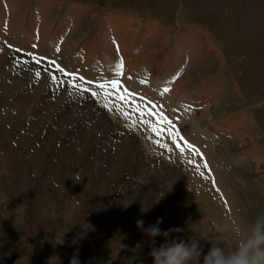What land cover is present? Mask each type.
Masks as SVG:
<instances>
[{
    "label": "rangeland",
    "instance_id": "rangeland-1",
    "mask_svg": "<svg viewBox=\"0 0 264 264\" xmlns=\"http://www.w3.org/2000/svg\"><path fill=\"white\" fill-rule=\"evenodd\" d=\"M120 16L128 19L125 30L162 31L147 47L154 48L149 55L156 49L165 55L163 64L170 44L187 40L189 60L174 65V77L185 75L177 95L190 90L207 101V109L184 108L186 116L197 115L184 138L198 154L173 136L176 143L166 146L164 127L156 133L145 123L152 108L135 107L141 117L118 99L122 81L107 98L96 87L108 79L93 74L98 48L107 50L104 33L92 53L79 42L91 46L95 29L110 30ZM0 18V264H69L74 254L79 264H152V238L137 228L138 219L146 228L162 218V230H182L172 238L197 241L206 253V239H220L226 249L237 243L231 231H220L224 225L244 231L264 215V0H0ZM30 21L40 25L32 36L36 48L11 45L22 38L10 33H31ZM63 21L71 24L61 29L62 40L51 52L45 43L43 53L38 43H51ZM116 35L122 51L127 39ZM51 61L77 74L64 75ZM161 64L151 72L141 67L155 78ZM167 71L173 80V69ZM152 84L142 88L151 97ZM171 103L159 108L174 115ZM178 118L172 121L186 128ZM154 239L155 246L164 240Z\"/></svg>",
    "mask_w": 264,
    "mask_h": 264
},
{
    "label": "crops",
    "instance_id": "crops-1",
    "mask_svg": "<svg viewBox=\"0 0 264 264\" xmlns=\"http://www.w3.org/2000/svg\"><path fill=\"white\" fill-rule=\"evenodd\" d=\"M87 16L88 15H86V17ZM115 17H113L114 18L113 19L114 22H112L110 24L107 23V24L111 25L110 27H111L112 30L111 29L108 30V27L106 28L105 25H102V27L105 26L104 30H102V31H99L100 28L97 29V30L95 29V32L93 34L94 35L93 38L95 39V40L94 39L93 40L95 42H91V46L90 45H86V42H83L81 40L79 42L81 44V46H80L81 50L83 52H85V53H87L88 49H90L88 53H90V52L92 53L93 50L97 51V48L95 49V47L99 46V44H100L99 40L101 39V34H103L104 32H105L104 34H106L105 35L106 38H108V35H109L115 41L118 42V46L114 45V52H115V55L117 57L116 58L114 56L115 57L114 58L115 59L114 63H110L111 59L106 54V52L104 51L103 47L98 48L97 52L99 53L98 59L100 60V62L97 63L98 66L95 64V66H94V70L95 71H94L93 74L98 75V76H103L104 78L107 77L108 78L107 80H111V79L116 78V79H119L120 82L122 81L124 86H126L127 91H129V93H134L135 94L134 97H129L128 99L125 100L127 102V104L132 105V107L130 106L128 108L131 109L133 112L137 111L135 113L139 114V116H141L143 114V112H141L139 110H136L135 109V105H138L139 106L138 108H152V109H153V105H155L156 106L155 111L156 112H160L162 110L160 108L163 105V103L165 102V100L169 99V98L172 99V103L171 104H172L173 108L175 109L176 113L174 115H170V114H168V113H166L165 111L162 110L163 115L166 116L168 118V120L171 121L175 125L176 128H179V127L172 121L173 117H174V119L175 118L179 119L178 117H180L181 118L180 122H183L185 124V127L187 125L188 127H190L192 129L194 127L193 126V124H194L193 121L196 120L197 115H187L186 116L184 114V108H186V107L190 108V107H196V106H201V108H203L202 106H204V109H205L207 101H206V99H204V101H203L202 95L196 96V95H198V93L197 92H191L190 90H189L188 94L186 93L185 95H177L178 94V90H180V87L184 83H186V81H184V83H183V80L182 81L180 80L185 75L184 76L181 75L180 78L176 77L175 80H172L171 79L172 77H170V75H169L170 74L169 71H167L168 69L169 70L173 69V74L174 75H172V76L174 77L175 76V72H176V67H174V65L178 66V64H179V66H180V65H183L184 63L188 62V60H189V58H188L189 57V51L188 50L189 49H188V46H187L188 45L187 40L182 38V42H180L179 45H177L176 42H172L170 44L171 48L168 47L167 52H166V55H167L168 59H166V63L163 64V62L165 61L164 60L165 55L163 53L161 54V52L156 53L157 49H156L155 53H152L151 55H149V52L152 51L154 48L153 49H149V47H147L150 44L149 41L154 39V35H160L162 33V31L159 28H153L151 31L148 32V31H145V28L146 27L148 28V26H146L144 28L142 27L144 30H141V31H138V32H136V31H128V30H125V27H124L125 22L128 20L127 17L126 16L125 17H121L120 16L119 18H115ZM108 19H109V21H111L110 18H107L106 20H108ZM131 20L132 19H130L129 22H131ZM129 22H127V24H129ZM133 22H138V21L136 19H133L132 23ZM69 24H71V22H69V21H67L65 23L63 21L62 23H60V25L58 26V29L60 31H58V33L53 36V39L51 41L52 44L49 41L46 42L45 38L43 39V41H40L38 44L43 46L45 43H47L48 49L51 52L50 46H53L54 44H56L54 42H56L59 37H60V39L63 37V31L61 29L65 30V27L69 26ZM28 25H29L31 33L26 32V31H22V30H19L17 33H10L11 35L12 34L13 35H18V36H20L22 38V39H20V42H22L21 44L12 43L11 45H15L16 47L18 46L19 48L20 47H25V48H28V49L33 47L32 44H34V42L32 41V36L34 34H36V32H38V29L40 30V28H39L40 25L37 24L36 21H30ZM1 27L2 26H1V18H0V29H1ZM49 29H50L49 27L46 28V29L44 28V32H45L46 37L50 33ZM116 34H118V36L120 35L119 37H123V38L127 39L128 43L126 42L127 43L126 47H124L122 51L120 50V38L116 37L117 36ZM25 41H27L26 44L24 43ZM163 41H164L163 42V45H164L165 40H163ZM100 46H101V44H100ZM54 47L56 48L55 45H54ZM86 47H87V50H86ZM39 48L35 49L34 51L40 52ZM142 49H144V50L141 52ZM99 51H101L102 53L99 52ZM47 52H48V50H47ZM43 53L48 54V53H46V51L44 49V46H43ZM149 57H152L151 61H154V63H152V65L148 64L147 61H146ZM182 57L186 58L187 61H186V59H184ZM119 60L123 61L122 70H123L124 67H125V70H133L132 73H134V74L132 75V73H131V75H132L131 79H132L133 82H132V85H130V86L125 82V80L123 78V75L125 74L124 73L125 70L122 71V76L121 77H117L116 76L115 65H116V63ZM170 60L173 61V65L172 64L169 65ZM159 61H161V63L163 65L161 64L160 68L157 70V74H158L159 70L161 69V67L164 70H161L159 75L156 74L155 78H154V75L147 76L146 75V71L147 70L143 69L141 67V64H144V67L150 69L149 72H151L152 69L155 67V65ZM55 64H57V63H55ZM134 67H136V70H135L136 72L134 71ZM163 72H164V74H163ZM75 74H77V73H75ZM78 76L81 77L79 74H78ZM168 76H169V79H168ZM73 77H75V76H73ZM165 78H167V79H165ZM152 83H154L155 85L152 84ZM213 83L211 82L210 85L213 84ZM145 84H146V86L149 85V84L153 85L152 88L154 90L151 93L152 97L147 95L142 90V88L145 86ZM199 86L200 85L197 84V85L194 86V88L195 87H199ZM165 87H168L170 90L168 92H164L163 89ZM160 90H162V91H160ZM120 94H123V93H120ZM173 97H177L176 99H178V100H176V99L173 100ZM158 99H160V103L157 102ZM174 101H176V102L174 103ZM203 102H205V103H203ZM159 106H160V108H159ZM201 108L198 109V111H200L199 114L201 113V115H203V109H201ZM147 113H146V117H151V120L149 118H146V119L148 121H152V124H159V125H162L164 128L166 127L165 122L164 121H160L158 116H155V115L154 116H149ZM187 118L189 119V123L185 122V119H187ZM134 122H135V119L132 121L131 125L134 126ZM188 127L184 128V129H183V127H181V128H179V130L181 131L183 139L185 141L189 142L192 145V143L189 141L188 137L185 136L186 139L184 138V135H185L184 131H186V129ZM191 132H192V130H191ZM146 134L147 133H144V136H143L144 140H142V139L141 140L144 142V148L146 149L145 151L148 152V150H150V147H149V144H148L149 142H147L145 140L147 138ZM140 136H138V137L141 138ZM204 136H206V134H204ZM170 138H171L170 136L164 137V140L168 139L167 140V145H166L168 147L171 146V144H174V143H172L170 141ZM211 140L212 139H210V140L205 139L206 144H203L204 147L210 145ZM156 142L157 141H153V143H156ZM164 142H166V141H164ZM168 142H170V144ZM201 142L205 143L204 139ZM163 145H164V143L162 145H158V146L162 147ZM193 145L196 147L195 144H193ZM153 146L157 148V146H155V145H153ZM196 148H199V147H196ZM199 184L201 185V183H199ZM201 186H200L199 189H201Z\"/></svg>",
    "mask_w": 264,
    "mask_h": 264
},
{
    "label": "clouds",
    "instance_id": "clouds-1",
    "mask_svg": "<svg viewBox=\"0 0 264 264\" xmlns=\"http://www.w3.org/2000/svg\"><path fill=\"white\" fill-rule=\"evenodd\" d=\"M146 211L147 208L142 210ZM162 222V218H157L154 224L145 228L142 219L136 221L137 228L152 238L153 247L148 253L152 258V264H264V215L258 216L244 231L230 224L224 225L220 231H231L237 237V243L231 249H226L222 240L206 239L210 244L206 253L197 241L190 243L172 238L171 233L182 230L180 228L162 230L159 227ZM91 227L86 225L85 230ZM157 236L164 238L159 246H155L154 238ZM77 237L83 238V233H78ZM69 264H79L78 254L72 256Z\"/></svg>",
    "mask_w": 264,
    "mask_h": 264
},
{
    "label": "snow or ice",
    "instance_id": "snow-or-ice-1",
    "mask_svg": "<svg viewBox=\"0 0 264 264\" xmlns=\"http://www.w3.org/2000/svg\"><path fill=\"white\" fill-rule=\"evenodd\" d=\"M9 47H11V46H9ZM33 47H35V45H33ZM17 51H20V50L17 49ZM57 51H59V49H57ZM29 55H32L33 58L36 59V60L44 59V58H42V57H36V56H35L34 54H32V53H29ZM50 63L54 64L55 67H56V69H57L59 72H61L62 74H64V75H75V74H69V73H67V72H66L63 68H61L58 64H55V61H51ZM122 66H123V61H122V60H119V61L116 63V65H115L116 76H117V77H119V76L122 74V72H121ZM39 75H40V73H39V71H37V72H36V76L39 77ZM177 75H179V73H178ZM52 78L55 79V77H52ZM79 79H80V81H81L82 83H88V84L93 83V82H91V81H84V78H83V77H80ZM175 79H176V77H173V80H175ZM142 82H143V81H142ZM69 87L77 88L78 91H80V90H82V91H84V92L89 91L88 88H83L82 86H78V85H76V84H70ZM96 87H97L98 89H100L101 93L107 98L110 90H113V91H114V90H119V89L122 88V85H121L119 79L114 78V79H111V80H104L103 82L98 83V84L96 85ZM169 90H170V89H169L168 87H165V88L163 89L164 92H168ZM97 94H98L97 92H92V95H93V96H96ZM116 94H117L118 99H119L120 101H124V100L128 99L129 97H134V96H135L134 93H129V92L127 91V89H123V94H120L118 91L116 92ZM105 107H107V105H105ZM135 107H139V106H138V105H135ZM155 108H156V106L153 105V111H149L147 114H148L149 116H154V115H155V116H158L160 121H164L165 124H166V127L164 128V130H165L166 132H168V134H169L170 137L175 136V137H178L179 139H183V137H182V135H181V133H180V130H179L178 128H176L175 125H174L171 121H169L168 118H167L166 116L163 115L162 110H161L160 112H156V111H155ZM118 111H119V109H118ZM121 114L124 115L123 112H121ZM142 115H143V114H142ZM145 123L148 124V127H149L153 132H156V133H159V132H160V129H159V128L153 126L152 121H145ZM173 142L176 143V140H173ZM157 143H159V142L157 141ZM185 145H186V147H187L188 149H191V150H192L193 154H198L197 151H196V149H195V146H192V145H191L189 142H187V141H185ZM179 150L181 151V153H183V152L185 151V148H180ZM192 163L195 164V161H192ZM204 167L207 168V164H206V163L204 164Z\"/></svg>",
    "mask_w": 264,
    "mask_h": 264
},
{
    "label": "bare ground",
    "instance_id": "bare-ground-1",
    "mask_svg": "<svg viewBox=\"0 0 264 264\" xmlns=\"http://www.w3.org/2000/svg\"><path fill=\"white\" fill-rule=\"evenodd\" d=\"M32 24V23H31ZM105 33V32H104ZM102 35V34H101ZM109 36V35H108ZM110 39H112L111 38V36L110 37H108V38H106L105 39V37H104V35H103V39L101 40L102 41V43L103 44H105L106 45V54L110 57V59H111V61L112 62H110V63H114V58L116 57V55H115V52H114V45L112 46V44H111V46H110V44H109V40ZM101 43V44H102ZM112 43V42H111ZM102 44V45H103ZM114 44V43H113ZM115 45H117L118 46V42L115 44ZM105 49V48H104ZM124 54V53H123ZM115 56V57H114ZM117 58V57H116ZM105 64V63H104ZM160 125H158V128H160L159 127ZM164 134V133H163ZM154 135H156V133L154 134ZM162 135V134H161ZM174 138H176V139H179L178 137H175V136H173ZM153 139H155V137L153 138ZM176 147V146H175ZM176 149L178 150V148L176 147ZM199 156V155H198Z\"/></svg>",
    "mask_w": 264,
    "mask_h": 264
}]
</instances>
